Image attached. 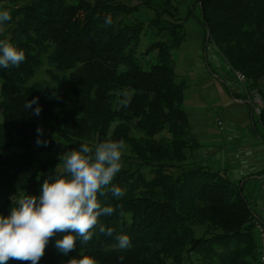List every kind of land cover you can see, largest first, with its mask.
<instances>
[{
    "label": "trees",
    "instance_id": "1",
    "mask_svg": "<svg viewBox=\"0 0 264 264\" xmlns=\"http://www.w3.org/2000/svg\"><path fill=\"white\" fill-rule=\"evenodd\" d=\"M183 2L0 0V11L11 16L0 24V39L26 55L19 67L0 68V215L23 196L39 195L45 179L58 178L64 152L109 138L126 145L113 181L124 195L99 197L114 208L100 217L113 235L97 228L64 256L57 234L39 264L84 255L97 264H257L260 219L243 180L208 164L216 152H206L199 139L205 117L185 108L190 86L177 75L173 54L197 11L204 51L214 49L230 80L242 75L245 89H258L264 99V0H193L186 20L179 15ZM144 16L166 39L147 46L142 66ZM42 70L47 80L33 82ZM33 98L38 116L31 114L36 105L25 108ZM37 128L46 146L36 143ZM120 234L131 238V248L116 247Z\"/></svg>",
    "mask_w": 264,
    "mask_h": 264
},
{
    "label": "clouds",
    "instance_id": "2",
    "mask_svg": "<svg viewBox=\"0 0 264 264\" xmlns=\"http://www.w3.org/2000/svg\"><path fill=\"white\" fill-rule=\"evenodd\" d=\"M11 20L7 11H0V24ZM105 23H110L106 20ZM26 59L25 51L7 40L0 39V68L19 67ZM36 105L33 113L39 115L38 98L25 104L26 109ZM43 130L37 128L38 145ZM126 150L120 140L107 139L95 145L81 143L79 149L64 152L60 161L63 172L58 178L45 179L39 195L27 194L16 201L8 216L0 215V264L18 261L20 264H39L46 248L55 240L59 253L68 256L76 251L77 241L87 244L99 228L100 233L113 235V229H105L100 217L110 216L112 206H105L99 199L107 193L120 198L124 191L113 184L123 168L122 157ZM116 247L126 250L132 247L127 234L115 237ZM68 264H97L94 257L72 258Z\"/></svg>",
    "mask_w": 264,
    "mask_h": 264
},
{
    "label": "rangeland",
    "instance_id": "3",
    "mask_svg": "<svg viewBox=\"0 0 264 264\" xmlns=\"http://www.w3.org/2000/svg\"><path fill=\"white\" fill-rule=\"evenodd\" d=\"M192 1L185 0V2L179 5V15L182 19L186 20L185 16L191 9L190 4ZM142 20V22H145L144 36L141 39L138 54L141 65L144 66L140 54L143 53L144 50L146 51L147 46L152 42H164L166 35L164 33L159 34L156 29H149L147 24L148 19H146L145 16L142 17ZM130 21H133V19L131 18ZM198 21L199 15L198 12L195 11L194 17L189 18L186 23V41L183 43L181 48L176 50L173 54L175 71L177 75L185 78L190 86L184 97L185 108L191 112L194 111L202 113L205 117V120L203 121L204 132L199 134V139L202 143H204L203 147L206 148L205 151H210V154H212L213 151L216 153L219 151L228 157L229 153H231L233 149V143L232 141L230 142L229 139L231 125H236L238 129H240V133L243 132L241 141H243L246 145L249 141L248 134L250 137L257 138L255 135L258 133L264 141V110L259 118L254 117L255 121H253L255 125L250 123L249 115H252V100L250 92L253 90L245 89V79L243 83L238 81L237 75L240 74L233 76L235 82L233 80H229L227 76H223L227 75V72L225 67L220 69L215 65V57L212 52L216 53V51L212 49L211 52L210 47L204 51L206 34ZM216 58L218 59V55ZM43 70L37 75L33 82L47 80ZM209 70L213 73V75L209 72ZM229 77L231 78L232 76L229 75ZM225 81L228 82L226 85L229 88L224 85ZM238 86L239 89L237 91L236 88H238ZM228 89L231 90L236 97L241 98L242 101L244 100V103L247 104L248 107L246 105L240 106V104L234 105V101L232 100ZM256 91H258L263 98L261 92L258 89H256ZM241 92L242 94L240 96L239 93ZM213 120H215V124L212 122ZM216 120L220 121L221 127L217 125ZM218 128L222 133L218 130ZM223 129H225L224 134L222 131ZM246 150V153L250 156L247 163H251L250 169L255 171L254 169L258 165V161L264 159V152L258 150L256 152V156L252 158V148L247 147ZM228 163L229 162L227 161V166ZM245 166L247 167V165ZM241 174L242 175L234 173L232 177L234 180L244 181L245 189L243 193L246 197L251 199L252 209L257 217L261 218L262 222H264V198L261 196L264 192V188L262 189V182L261 180L253 179L252 177L249 178V174ZM255 174L256 173H253L252 175Z\"/></svg>",
    "mask_w": 264,
    "mask_h": 264
},
{
    "label": "crops",
    "instance_id": "4",
    "mask_svg": "<svg viewBox=\"0 0 264 264\" xmlns=\"http://www.w3.org/2000/svg\"><path fill=\"white\" fill-rule=\"evenodd\" d=\"M211 52H212V49H211ZM212 54L215 57L214 61H215V65L217 66V68H220V69L224 68V65L221 62L219 56H218V59L216 58L217 53L212 52ZM215 54H216V56H215ZM226 72H227V70H226ZM223 76H227L228 79L230 80L228 75H223ZM225 83L227 84L228 82L225 81ZM225 86L227 88H229L227 85H225ZM236 89L238 91L239 88H236ZM228 91H229V89H228ZM240 94L241 93H239V95ZM236 95H238V94H236ZM235 104H240V106L246 105L248 107V105L245 104L244 100L242 101L241 98H237L234 101V105ZM249 117H250V119H249L250 123H253L250 115H249ZM223 127H224V124H223ZM222 131L224 134L225 129H223ZM242 134H243V132L240 133V129H238V127L236 125H231L230 133H229L230 142L232 141V143H233V149H232L231 153H229V156L226 157L223 153L218 151L214 156H212L209 159L208 164L214 168H217V169H223V168L227 167L229 169L231 176L234 173H238L240 175H242L241 173L249 174V178L252 177L253 179L261 180L262 189H263L264 188V159L258 161V165L254 169L255 171H252L250 169L251 163H247L248 160L250 159V156L246 153L247 152L246 149H247V147L252 148V151H253L252 158H253L254 156H256V152L258 150H261L262 152H264V145H263L264 141H263V139L258 138L257 135H255L257 138H255V137H250V135L248 134V136H249L248 140L249 141H248V144L246 145V144H244L243 141H241ZM244 138H246V137H244ZM263 156H264V154H263ZM227 161L229 162L228 166L226 164ZM245 165H247V167ZM253 173H256V174L252 175ZM259 219H260L259 221L262 222L261 218H259Z\"/></svg>",
    "mask_w": 264,
    "mask_h": 264
},
{
    "label": "built area",
    "instance_id": "5",
    "mask_svg": "<svg viewBox=\"0 0 264 264\" xmlns=\"http://www.w3.org/2000/svg\"><path fill=\"white\" fill-rule=\"evenodd\" d=\"M237 79L240 83L244 82V78L240 75H237ZM250 94L252 100V116L255 118H259L264 110L263 99L260 93L256 90L251 91ZM216 122L217 125L221 127L220 121L216 120ZM262 197L264 198V192L262 194ZM254 233H255L256 245H257V264H264V222L257 221L255 223Z\"/></svg>",
    "mask_w": 264,
    "mask_h": 264
}]
</instances>
